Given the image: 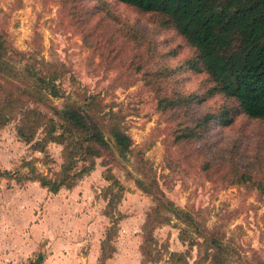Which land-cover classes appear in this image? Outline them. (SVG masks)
I'll return each instance as SVG.
<instances>
[{
    "label": "rangeland",
    "instance_id": "1",
    "mask_svg": "<svg viewBox=\"0 0 264 264\" xmlns=\"http://www.w3.org/2000/svg\"><path fill=\"white\" fill-rule=\"evenodd\" d=\"M0 35L15 69L0 75V106L9 118L0 127L2 170L30 175L31 162L42 173L59 172L64 146L49 143L34 151L19 128L30 110L58 119L56 112L67 103L84 104L89 96L97 97L95 112L117 113L133 140L127 158L106 154L109 166L100 159L96 171L72 190L53 194L39 182L0 179L5 263L44 254L50 264H98L112 225L105 196L111 172L124 186L116 213L125 218L113 242L116 253L106 264H175L171 253H185L189 264H209L205 247L189 248L181 240L185 229L187 241L203 242L195 228L222 241L227 264H264V194L257 186L264 183V121L241 114L201 139H177L204 115L238 104L224 96L203 100L210 78L189 68L196 50L174 28L117 0H0ZM52 83L58 97L44 90ZM190 95L197 102L159 105L163 98ZM44 137L42 126L36 140ZM155 196L164 199L171 220L154 231L159 259L148 262L145 223L158 205ZM170 204L191 213L195 224L170 213ZM17 238L23 249L11 247L8 239Z\"/></svg>",
    "mask_w": 264,
    "mask_h": 264
},
{
    "label": "trees",
    "instance_id": "2",
    "mask_svg": "<svg viewBox=\"0 0 264 264\" xmlns=\"http://www.w3.org/2000/svg\"><path fill=\"white\" fill-rule=\"evenodd\" d=\"M118 2L138 9L147 14L162 18L163 26L174 28L187 43L196 50L197 56L189 62V68L196 73L209 76L212 86L206 91L205 98L224 96L238 105L232 108H222L218 112L204 115L198 119L191 129H184L178 140L201 139L216 124L229 127L235 117L241 114L254 120L264 121V0H117ZM7 48L5 40L0 35V75L15 74L14 66L6 60ZM55 80V79H53ZM47 84L44 90L52 89L55 97L58 93L55 86ZM195 95L187 99H161L160 107H176L188 100L196 101ZM97 97L85 98L84 104L67 103L61 111H57L58 119L44 115L37 110L26 112L24 125L19 128L20 138L27 144H32L34 151H44L49 143L64 146V162L59 172L42 173L34 163L31 174L19 176L11 171L0 168V179L11 178L16 182L35 181L50 193L58 194L62 189L72 190L84 177L96 171L98 161L107 167L106 154H115L127 158L132 150L133 140L122 128L117 113L95 112ZM5 107L0 106V127L8 123ZM33 116V119H31ZM44 126L45 137L36 140L39 127ZM106 180L111 184L106 193L107 212L112 225L107 230L101 244V255L98 264H106L116 253L113 244L119 235L120 222L125 218L122 213H116L117 204L124 196L123 184L108 172ZM140 186L150 193L143 183ZM258 188L264 194V183H258ZM158 205L148 214L145 223L146 236L143 244V254L148 262L157 261L153 245L156 241L154 231L169 222L171 218L164 214L166 208L163 198L155 196ZM170 213L186 218L185 223L193 226V215L174 206ZM197 234L204 239L183 238L182 242L189 248L205 247V261L209 264H227V250L222 241L213 238L207 229ZM175 264H189L185 253H171ZM203 259V261H204ZM45 257L38 255L27 264H43ZM198 264H200L198 262Z\"/></svg>",
    "mask_w": 264,
    "mask_h": 264
},
{
    "label": "crops",
    "instance_id": "3",
    "mask_svg": "<svg viewBox=\"0 0 264 264\" xmlns=\"http://www.w3.org/2000/svg\"><path fill=\"white\" fill-rule=\"evenodd\" d=\"M2 237H5V235H3ZM11 240V247H16L18 250L19 249H23V245H21V241H18V238H17V240H13V239H8V241H10ZM3 239H2V243H3ZM102 244V243H101ZM17 250V251H18ZM13 255V257H17V253H13L12 254ZM40 255V254H39ZM44 255V254H43ZM37 257V256H36ZM35 257V258H36ZM45 257V256H44ZM34 257H31L29 260H25L23 263H21V264H27V263H29L31 260H34L35 259ZM9 258H5V259H2V258H0V264H7V263H5V260H8ZM111 260V259H110ZM60 261H62V260H60ZM109 261V260H108ZM51 262H50V260L49 259H47L46 260V258H45V261H44V263L43 264H50Z\"/></svg>",
    "mask_w": 264,
    "mask_h": 264
}]
</instances>
